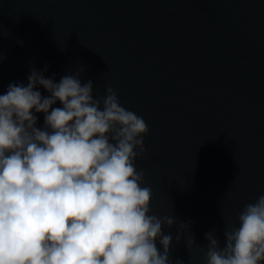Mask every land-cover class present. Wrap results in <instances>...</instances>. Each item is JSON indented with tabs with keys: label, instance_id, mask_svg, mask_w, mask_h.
<instances>
[{
	"label": "water",
	"instance_id": "1",
	"mask_svg": "<svg viewBox=\"0 0 264 264\" xmlns=\"http://www.w3.org/2000/svg\"><path fill=\"white\" fill-rule=\"evenodd\" d=\"M2 56L0 94L32 68L57 83L83 68L95 97L111 87L145 120L150 214L190 220L196 242L165 227L173 264H205V233L223 246L264 195V0H0Z\"/></svg>",
	"mask_w": 264,
	"mask_h": 264
},
{
	"label": "clouds",
	"instance_id": "2",
	"mask_svg": "<svg viewBox=\"0 0 264 264\" xmlns=\"http://www.w3.org/2000/svg\"><path fill=\"white\" fill-rule=\"evenodd\" d=\"M47 70L0 94V264H173L165 227L177 226V243L190 232L188 250L196 242L190 220L150 214L135 164L147 123L111 87L95 97L83 68L58 83ZM205 239V264H264V195L226 226L223 246L214 230Z\"/></svg>",
	"mask_w": 264,
	"mask_h": 264
}]
</instances>
